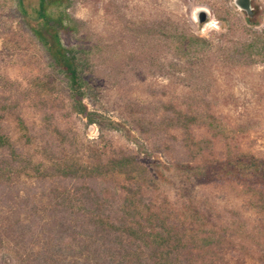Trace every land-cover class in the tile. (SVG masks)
<instances>
[{
    "label": "rangeland",
    "instance_id": "obj_1",
    "mask_svg": "<svg viewBox=\"0 0 264 264\" xmlns=\"http://www.w3.org/2000/svg\"><path fill=\"white\" fill-rule=\"evenodd\" d=\"M20 1L0 0L1 128L14 145L46 164H90L111 150L133 153L158 179L156 196L167 198L174 213L200 211L227 230L226 254L213 263L264 264V217L251 210L245 188L228 179L201 184L186 173L184 165L194 160L182 133L160 121L185 107L187 97H204L230 125H249L235 149L264 156V0H252L251 21L234 0H67L87 115L32 30L39 0ZM201 9L206 18L198 21ZM38 79H51L54 90L40 92ZM18 115L27 130L19 128ZM194 134L207 131L196 127ZM225 149L217 142L208 158ZM17 181L27 184L32 202L51 199L49 180ZM115 184L103 187L113 192ZM35 240L44 243L41 233ZM57 249L47 253L49 264L85 260ZM211 262L205 256L198 264Z\"/></svg>",
    "mask_w": 264,
    "mask_h": 264
},
{
    "label": "trees",
    "instance_id": "obj_2",
    "mask_svg": "<svg viewBox=\"0 0 264 264\" xmlns=\"http://www.w3.org/2000/svg\"><path fill=\"white\" fill-rule=\"evenodd\" d=\"M66 1L39 0L32 30L54 70L67 79L78 111L87 115V82L80 51L71 41L76 24ZM36 86L44 93L54 90L51 79H38ZM202 102L204 97H187L185 107L160 120L182 133L181 144L194 160L184 165L185 172L201 184L235 181L245 188L251 210L264 217V156L235 149L249 125L232 126ZM2 120L0 107V264H49L47 253L54 248L85 255L84 261L55 264H198L205 256L212 260L205 264H215L219 254H226L227 230L200 211L174 213L167 198L156 196L162 190L158 179L133 153L111 150L90 164L37 163L3 132ZM18 125L28 129L21 115ZM196 127L207 134L196 136ZM217 142L225 144V152L208 158ZM22 176L49 180L51 199L32 202L27 184L17 181ZM107 181L117 183L113 192L103 187ZM40 233L42 246L35 240Z\"/></svg>",
    "mask_w": 264,
    "mask_h": 264
},
{
    "label": "water",
    "instance_id": "obj_3",
    "mask_svg": "<svg viewBox=\"0 0 264 264\" xmlns=\"http://www.w3.org/2000/svg\"><path fill=\"white\" fill-rule=\"evenodd\" d=\"M234 3L240 9L244 10L246 13L251 14L253 7H252V0H234ZM206 18V11L201 9L198 13V21H202Z\"/></svg>",
    "mask_w": 264,
    "mask_h": 264
}]
</instances>
